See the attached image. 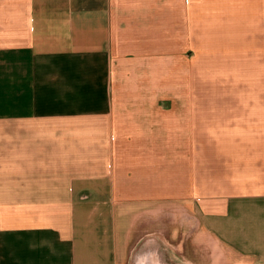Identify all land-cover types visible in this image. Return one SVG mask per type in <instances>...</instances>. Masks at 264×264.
<instances>
[{"label":"crops","instance_id":"0c3cea01","mask_svg":"<svg viewBox=\"0 0 264 264\" xmlns=\"http://www.w3.org/2000/svg\"><path fill=\"white\" fill-rule=\"evenodd\" d=\"M161 251L264 264V0H0V264Z\"/></svg>","mask_w":264,"mask_h":264},{"label":"rangeland","instance_id":"374dc122","mask_svg":"<svg viewBox=\"0 0 264 264\" xmlns=\"http://www.w3.org/2000/svg\"><path fill=\"white\" fill-rule=\"evenodd\" d=\"M180 216H183V217L178 222V226H179L178 229H180V228L182 229L183 225H184V227H185L184 229L185 230H190L191 227L194 226L195 222L192 219H189L187 214H185V215L180 214ZM147 243H152V242L150 241V242H147ZM154 244H158V242H154ZM153 262H154V264H167L166 260L162 261V257H159V259L154 260ZM130 264H134V259H133V261ZM172 264H174V263H172ZM175 264H186V263H184L181 260H178V261L175 262Z\"/></svg>","mask_w":264,"mask_h":264},{"label":"flooded vegetation","instance_id":"af4514ba","mask_svg":"<svg viewBox=\"0 0 264 264\" xmlns=\"http://www.w3.org/2000/svg\"><path fill=\"white\" fill-rule=\"evenodd\" d=\"M160 248H161V247H160ZM162 255H164V253L161 251V252H159L158 257L154 256L155 258H153V259H154V260H157V259H159V257H162ZM143 259H145L144 256H143ZM141 260H142V259L139 258L138 261H137L135 264H140V261H141ZM143 264H145V263H143ZM146 264H147V263H146ZM149 264H154V262H153V263H149Z\"/></svg>","mask_w":264,"mask_h":264}]
</instances>
